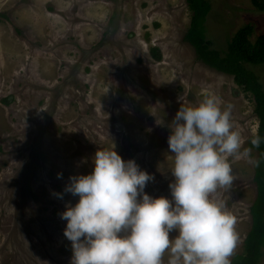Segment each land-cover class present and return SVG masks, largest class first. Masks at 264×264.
I'll return each mask as SVG.
<instances>
[{
    "label": "rangeland",
    "instance_id": "obj_1",
    "mask_svg": "<svg viewBox=\"0 0 264 264\" xmlns=\"http://www.w3.org/2000/svg\"><path fill=\"white\" fill-rule=\"evenodd\" d=\"M209 1L214 48L225 50L245 25L251 41L264 34L253 0ZM190 21L187 0H0V264H71L59 214L78 196L63 189L70 174L91 171L97 149L114 144L152 175L145 192L171 198L168 123L181 96L195 104L214 93L222 109L231 105L242 148L258 160L248 146L259 125L254 98L197 59L185 40ZM248 67L264 87V63ZM229 160L231 186L210 196L236 217L241 239L231 261L243 250L258 188L256 166Z\"/></svg>",
    "mask_w": 264,
    "mask_h": 264
},
{
    "label": "clouds",
    "instance_id": "obj_2",
    "mask_svg": "<svg viewBox=\"0 0 264 264\" xmlns=\"http://www.w3.org/2000/svg\"><path fill=\"white\" fill-rule=\"evenodd\" d=\"M179 99L168 123L171 198L145 192L152 175L133 158L123 159L114 144L94 152L90 172L69 175L63 192L78 199L66 202L59 215L66 221L63 234L71 242V264H164L165 251L167 264H230L241 239L236 217L223 199L210 194L231 186L229 157L253 166L259 160L242 148L231 105L222 109L214 93L195 104ZM261 140L256 134L250 143L258 147Z\"/></svg>",
    "mask_w": 264,
    "mask_h": 264
},
{
    "label": "trees",
    "instance_id": "obj_3",
    "mask_svg": "<svg viewBox=\"0 0 264 264\" xmlns=\"http://www.w3.org/2000/svg\"><path fill=\"white\" fill-rule=\"evenodd\" d=\"M191 11L190 25L185 40L195 49L197 59L221 72L231 74L237 85L246 93L252 94L255 101V113L259 118L258 134L262 140L259 146H248L258 151L259 164L256 166L255 182L258 193L250 207L251 228L244 239L243 250L235 254L230 264H258L264 255V87L258 75L248 64L264 63V34L254 41L249 36L253 29L245 25L231 37L225 50L212 46L207 37L206 20L211 9L209 0H187ZM257 9L264 11V0H253ZM155 59L162 55L158 47L150 49Z\"/></svg>",
    "mask_w": 264,
    "mask_h": 264
}]
</instances>
